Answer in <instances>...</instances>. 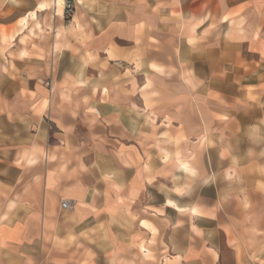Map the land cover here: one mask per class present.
Listing matches in <instances>:
<instances>
[{
  "label": "crops",
  "instance_id": "crops-1",
  "mask_svg": "<svg viewBox=\"0 0 264 264\" xmlns=\"http://www.w3.org/2000/svg\"><path fill=\"white\" fill-rule=\"evenodd\" d=\"M65 1L0 0V264H264V0Z\"/></svg>",
  "mask_w": 264,
  "mask_h": 264
},
{
  "label": "built area",
  "instance_id": "built-area-1",
  "mask_svg": "<svg viewBox=\"0 0 264 264\" xmlns=\"http://www.w3.org/2000/svg\"><path fill=\"white\" fill-rule=\"evenodd\" d=\"M64 9H65L66 12H71L72 11L73 4L71 3V1H69V0L65 1V3H64ZM69 206H70L69 201H67V200H62L61 201V207L62 208H65L66 209Z\"/></svg>",
  "mask_w": 264,
  "mask_h": 264
},
{
  "label": "rangeland",
  "instance_id": "rangeland-1",
  "mask_svg": "<svg viewBox=\"0 0 264 264\" xmlns=\"http://www.w3.org/2000/svg\"><path fill=\"white\" fill-rule=\"evenodd\" d=\"M72 3V2H71ZM73 4V3H72ZM74 7V6H73ZM73 10V9H72ZM66 12V11H65ZM66 13H70V12H66ZM52 14V12L51 11H49V15H51ZM23 26V25H22Z\"/></svg>",
  "mask_w": 264,
  "mask_h": 264
}]
</instances>
